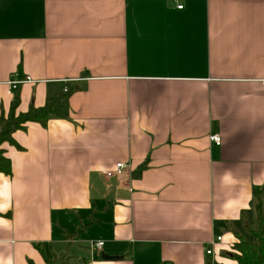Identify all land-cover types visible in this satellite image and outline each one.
Masks as SVG:
<instances>
[{
  "label": "crops",
  "instance_id": "crops-1",
  "mask_svg": "<svg viewBox=\"0 0 264 264\" xmlns=\"http://www.w3.org/2000/svg\"><path fill=\"white\" fill-rule=\"evenodd\" d=\"M15 96L54 112L1 145L0 264H239L255 193L264 211V0H0V115Z\"/></svg>",
  "mask_w": 264,
  "mask_h": 264
},
{
  "label": "trees",
  "instance_id": "trees-1",
  "mask_svg": "<svg viewBox=\"0 0 264 264\" xmlns=\"http://www.w3.org/2000/svg\"><path fill=\"white\" fill-rule=\"evenodd\" d=\"M19 103L18 96H15L10 104L9 111L0 115V173L11 174L10 159L5 156L1 145L4 142L13 143L12 134L17 129L25 128L29 121H35L45 126L49 114L54 112L53 103H47L42 107L30 106L26 112H16ZM255 219L250 222L244 221V230L248 237L234 231L238 241L233 245L231 258L239 264H264V211L262 196L255 193ZM56 259L47 258L45 264H55ZM59 264V263H58ZM205 264H220L208 258Z\"/></svg>",
  "mask_w": 264,
  "mask_h": 264
},
{
  "label": "built area",
  "instance_id": "built-area-1",
  "mask_svg": "<svg viewBox=\"0 0 264 264\" xmlns=\"http://www.w3.org/2000/svg\"><path fill=\"white\" fill-rule=\"evenodd\" d=\"M172 2L175 3V7L177 9H182L183 8V1L184 0H170ZM28 79V78H27ZM27 79H22V80H16V81H11V84L13 85V87H16V85L20 82L26 81ZM64 91H67V88H64ZM209 139L215 143V144H220L221 143V136L217 133H212L209 136ZM127 172V164L123 163V162H117L114 166L113 169L111 170H105L103 171V173L108 176V177H121L123 176L125 173ZM221 236L217 237V240H220ZM103 245V241H94L91 243V247L94 250H100L101 247ZM207 254H211L212 251L210 249L206 250Z\"/></svg>",
  "mask_w": 264,
  "mask_h": 264
},
{
  "label": "water",
  "instance_id": "water-1",
  "mask_svg": "<svg viewBox=\"0 0 264 264\" xmlns=\"http://www.w3.org/2000/svg\"><path fill=\"white\" fill-rule=\"evenodd\" d=\"M102 256V258H104V259H110V258H113V257H111V256H107V255H101Z\"/></svg>",
  "mask_w": 264,
  "mask_h": 264
},
{
  "label": "rangeland",
  "instance_id": "rangeland-1",
  "mask_svg": "<svg viewBox=\"0 0 264 264\" xmlns=\"http://www.w3.org/2000/svg\"><path fill=\"white\" fill-rule=\"evenodd\" d=\"M55 264H58L57 261H55Z\"/></svg>",
  "mask_w": 264,
  "mask_h": 264
}]
</instances>
